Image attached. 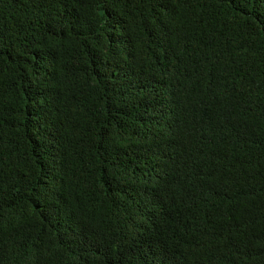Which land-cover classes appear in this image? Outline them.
Segmentation results:
<instances>
[{
  "label": "trees",
  "instance_id": "1",
  "mask_svg": "<svg viewBox=\"0 0 264 264\" xmlns=\"http://www.w3.org/2000/svg\"><path fill=\"white\" fill-rule=\"evenodd\" d=\"M0 264H264V0H0Z\"/></svg>",
  "mask_w": 264,
  "mask_h": 264
}]
</instances>
